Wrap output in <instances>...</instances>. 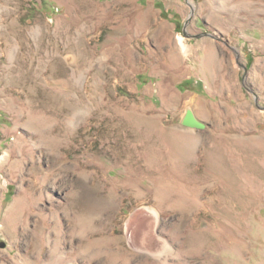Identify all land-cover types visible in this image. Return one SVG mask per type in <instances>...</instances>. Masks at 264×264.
Masks as SVG:
<instances>
[{"label": "rangeland", "instance_id": "obj_1", "mask_svg": "<svg viewBox=\"0 0 264 264\" xmlns=\"http://www.w3.org/2000/svg\"><path fill=\"white\" fill-rule=\"evenodd\" d=\"M0 264H264V0H0Z\"/></svg>", "mask_w": 264, "mask_h": 264}, {"label": "water", "instance_id": "obj_2", "mask_svg": "<svg viewBox=\"0 0 264 264\" xmlns=\"http://www.w3.org/2000/svg\"><path fill=\"white\" fill-rule=\"evenodd\" d=\"M191 7L193 9V6L192 5H191ZM188 123L189 124H192V125H195V126H199V127L203 126L201 123H198L197 121H195L191 115H190V118H189Z\"/></svg>", "mask_w": 264, "mask_h": 264}, {"label": "bare ground", "instance_id": "obj_3", "mask_svg": "<svg viewBox=\"0 0 264 264\" xmlns=\"http://www.w3.org/2000/svg\"><path fill=\"white\" fill-rule=\"evenodd\" d=\"M178 38H179V37H178ZM179 41L183 43V40H182V38H179Z\"/></svg>", "mask_w": 264, "mask_h": 264}]
</instances>
